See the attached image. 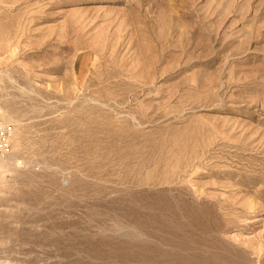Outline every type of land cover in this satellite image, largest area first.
I'll return each instance as SVG.
<instances>
[{
	"label": "rangeland",
	"instance_id": "obj_1",
	"mask_svg": "<svg viewBox=\"0 0 264 264\" xmlns=\"http://www.w3.org/2000/svg\"><path fill=\"white\" fill-rule=\"evenodd\" d=\"M0 264H264V0H0Z\"/></svg>",
	"mask_w": 264,
	"mask_h": 264
},
{
	"label": "built area",
	"instance_id": "obj_2",
	"mask_svg": "<svg viewBox=\"0 0 264 264\" xmlns=\"http://www.w3.org/2000/svg\"><path fill=\"white\" fill-rule=\"evenodd\" d=\"M10 128L3 126L0 123V158H4L9 154V136H10Z\"/></svg>",
	"mask_w": 264,
	"mask_h": 264
}]
</instances>
